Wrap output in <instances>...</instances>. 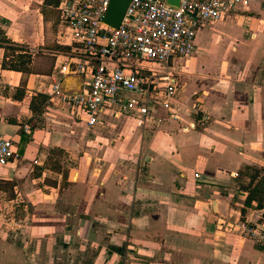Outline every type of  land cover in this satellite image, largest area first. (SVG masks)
Returning <instances> with one entry per match:
<instances>
[{
    "label": "crops",
    "instance_id": "1",
    "mask_svg": "<svg viewBox=\"0 0 264 264\" xmlns=\"http://www.w3.org/2000/svg\"><path fill=\"white\" fill-rule=\"evenodd\" d=\"M62 31L54 5L0 0V44L31 55L28 74L4 70L0 45V133L18 155L0 165V264H264L242 233L264 223V203L244 205L264 174V0L198 29L170 63L179 120L145 128L111 115L87 127L48 98L53 74L64 91L83 83ZM58 148L65 178L47 167Z\"/></svg>",
    "mask_w": 264,
    "mask_h": 264
},
{
    "label": "built area",
    "instance_id": "2",
    "mask_svg": "<svg viewBox=\"0 0 264 264\" xmlns=\"http://www.w3.org/2000/svg\"><path fill=\"white\" fill-rule=\"evenodd\" d=\"M108 4L59 2L58 21L73 57L66 65L83 83L76 92L64 91L63 72H58L47 96L83 116L87 127L99 116L111 115L145 128L151 121L179 120V84L170 63L193 53L199 28L245 9L249 0H177L176 6L168 0H130L117 28L103 21ZM17 158L12 138L0 133V165ZM242 233L264 252L263 222L244 224Z\"/></svg>",
    "mask_w": 264,
    "mask_h": 264
},
{
    "label": "trees",
    "instance_id": "3",
    "mask_svg": "<svg viewBox=\"0 0 264 264\" xmlns=\"http://www.w3.org/2000/svg\"><path fill=\"white\" fill-rule=\"evenodd\" d=\"M61 0H44V3H50L55 7L58 6ZM1 47L4 49L3 58L1 61V68L4 70L18 71L22 74L30 72L31 55L23 47L14 44L7 39H1ZM15 98H21L22 95H15ZM37 103L34 105L30 103L31 109L37 110L41 102L45 101V96L42 94L37 95ZM53 155L49 157L47 167L55 172H62L63 177H66L64 165L66 161L63 159V152L61 149L53 150ZM258 172L250 174L251 186L246 195L244 205L253 208H261L264 203V174H257ZM11 186L6 183V186Z\"/></svg>",
    "mask_w": 264,
    "mask_h": 264
},
{
    "label": "water",
    "instance_id": "4",
    "mask_svg": "<svg viewBox=\"0 0 264 264\" xmlns=\"http://www.w3.org/2000/svg\"><path fill=\"white\" fill-rule=\"evenodd\" d=\"M130 0H109L103 21L110 28H117ZM172 5H177V0H168Z\"/></svg>",
    "mask_w": 264,
    "mask_h": 264
},
{
    "label": "rangeland",
    "instance_id": "5",
    "mask_svg": "<svg viewBox=\"0 0 264 264\" xmlns=\"http://www.w3.org/2000/svg\"><path fill=\"white\" fill-rule=\"evenodd\" d=\"M60 37H61V40H62V39L65 40V39H66V37L63 35V31H62ZM196 49H197L196 52H198L197 54H199V53H200L199 51L202 50V49L204 50L205 48L201 47V46L198 44V45L196 46ZM194 50H195V49H194ZM199 55H200V54H199ZM124 119H125V118H124ZM130 121H131V120H130ZM114 124H115V123H114Z\"/></svg>",
    "mask_w": 264,
    "mask_h": 264
}]
</instances>
